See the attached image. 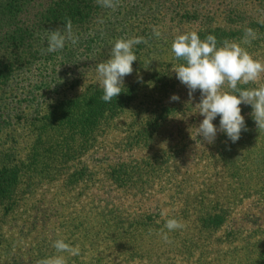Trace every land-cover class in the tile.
Instances as JSON below:
<instances>
[{
    "label": "rangeland",
    "instance_id": "obj_1",
    "mask_svg": "<svg viewBox=\"0 0 264 264\" xmlns=\"http://www.w3.org/2000/svg\"><path fill=\"white\" fill-rule=\"evenodd\" d=\"M51 1L32 0L24 7V19L34 23ZM5 2L0 0V9ZM182 5L178 0H114L112 8L101 4L91 24L71 28L77 43L73 45L68 39L62 50L53 53L46 51L48 31L65 29L50 27L36 35L33 56L26 55L22 68L0 87V163L17 161L27 151L29 117L81 94L90 85L102 89L96 65L110 57L120 38L142 36L146 40V46H134L137 61L133 62V72L124 77V85L138 84L140 99L116 116L110 126L101 128L94 148L81 157L82 163L96 171L92 183L70 181V173L53 172L50 178L25 174L12 198L0 199V264H38L54 255H63L66 264H264V197L239 191L228 169L232 161L243 165L257 157L264 159V127L251 123L235 143L222 132L213 143L204 142L195 130L203 119L196 106L200 91L190 97L189 89L176 78L174 70L184 61L172 51L177 35L195 31L204 39L215 29L213 21L226 28L229 22L239 20L264 23V0H200L192 6L191 18ZM6 24L10 23L0 16V40ZM154 26L159 37L153 35ZM0 49L12 51L7 42L0 43ZM246 50L264 62V41L258 49ZM14 54L20 56L19 52ZM157 83L160 86L153 89ZM259 84H264V73L256 82L238 87ZM223 88L228 90L227 84ZM149 94L158 107H176L173 116L159 127L152 148L171 151L170 176L192 183V192L209 184V191L225 194L226 216L219 230L197 232L185 222L182 228L168 231L164 225L167 216H174L175 206L167 205V195L155 187L150 198L145 191L139 194L121 189L101 176L99 170L147 153L143 147L132 148L141 142L138 132L146 122L143 110L147 107L142 103ZM173 95L179 100H171ZM245 106L240 105L242 112ZM213 123L219 126V116ZM257 128L263 131L256 132ZM107 201L129 215L155 213L160 217V231L133 248L128 238L115 237L110 230ZM57 239L78 246L79 254L58 253L53 247Z\"/></svg>",
    "mask_w": 264,
    "mask_h": 264
},
{
    "label": "trees",
    "instance_id": "obj_2",
    "mask_svg": "<svg viewBox=\"0 0 264 264\" xmlns=\"http://www.w3.org/2000/svg\"><path fill=\"white\" fill-rule=\"evenodd\" d=\"M31 1L6 0L1 6L0 16L10 24L5 25L0 43L2 45L3 42H7L12 51L8 53L0 49V87L17 69L22 68L26 55L33 56L37 34L50 27L64 28L68 20H71V28L87 27L101 8L97 0H52L39 13L38 19L34 23H29L24 19V7ZM178 2L183 3L184 13L191 18L189 13L193 12L192 6L200 0H178ZM213 23L215 29H210L208 34H214L218 42L225 40L241 42L245 29L249 27L255 31V38L251 39L249 44H241L242 47L248 50L258 49L259 43L264 41V37H261L264 30L262 21L239 20L235 24L229 22L227 28L214 21ZM141 44L146 46L145 43ZM15 52H19L20 56L15 55ZM159 86L160 84L157 83L153 89ZM139 90L136 82L125 83L122 92L116 98L105 102L101 99L103 89L90 85L81 94L54 103L45 111L38 112L37 117H29L30 123L29 119L26 122L31 137L27 151L21 154L17 161L6 159L0 163V199L10 200L19 179L25 174L50 178L53 172L70 173L72 176L70 181L74 179L75 182L82 180L86 184L92 183L96 171L82 163L81 157L89 149L94 148L96 133L101 128L110 126L116 116L129 110L140 99ZM150 96L151 94L147 95V102L142 103L147 107L143 110L146 122L138 132V140L141 142L132 148L143 147L147 153L140 158L114 163L99 170L101 176H104L105 181L121 189L134 190L139 194L145 191L149 193L150 198L153 197V188L156 187L157 192L162 191L167 195V205L172 208L175 206L173 217L181 223H188L197 232L203 229L211 232L219 230L226 216L225 194L209 191V184L198 192H192L190 189L192 183L170 176L174 158V155L170 154L171 151L152 148L159 127L168 117L173 116L176 107L174 104L170 108L166 105L158 107L153 104L154 98ZM251 113L250 105L243 108L241 114L245 117L246 126L255 122ZM255 131L263 130L257 128ZM228 169L229 175L235 178L233 182L237 184L239 191L264 197L262 157L249 160L243 165H237L232 161ZM147 175L151 179H146ZM218 181L221 182L222 179ZM45 184L49 185L50 181L46 180ZM105 201L106 199H103V202ZM105 209L108 210L107 214L112 222L110 230L115 237L128 238L133 248L143 245L146 239L156 235L161 229L158 223L160 217L153 212L145 211L139 215H129L124 209L116 208L111 201L105 203ZM169 218H172L171 215L167 216V219Z\"/></svg>",
    "mask_w": 264,
    "mask_h": 264
},
{
    "label": "clouds",
    "instance_id": "obj_3",
    "mask_svg": "<svg viewBox=\"0 0 264 264\" xmlns=\"http://www.w3.org/2000/svg\"><path fill=\"white\" fill-rule=\"evenodd\" d=\"M97 3L106 8L114 7V0H97ZM64 29V32L60 29L48 31V53L62 50L68 39L73 45L77 43V38L71 33V20L65 23ZM153 35L160 36L155 26ZM254 38L255 31L249 27L245 29L241 42H218L214 34L201 39L195 31L179 34L173 40V53L184 61L174 70L176 78L189 89L190 97L197 89L200 91V102L196 106L203 119L195 130L198 137L208 144L215 141L218 132L235 143L240 139L241 132L247 131L241 104L250 105L256 124L264 127V84L252 88L238 87L240 83L256 82L264 73V62L255 59L241 46L251 43ZM141 43H146L142 36L120 38L114 43L110 57L96 65L103 101L110 102L122 92L124 77L133 72V62L137 61L134 46ZM225 84L228 90H224ZM170 99L179 100V96L173 95ZM217 116L218 127L213 123ZM182 227V223L174 217L167 219L164 225L168 231ZM161 232L167 239V232L163 229ZM53 247L58 253L79 254V247L64 239L55 240ZM38 264H66V259L63 255H54L40 260Z\"/></svg>",
    "mask_w": 264,
    "mask_h": 264
}]
</instances>
